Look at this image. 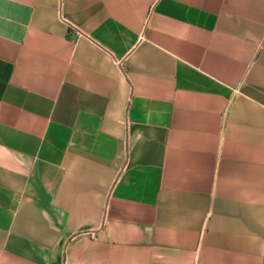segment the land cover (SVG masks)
I'll return each mask as SVG.
<instances>
[{"label":"crops","instance_id":"0c3cea01","mask_svg":"<svg viewBox=\"0 0 264 264\" xmlns=\"http://www.w3.org/2000/svg\"><path fill=\"white\" fill-rule=\"evenodd\" d=\"M0 264H264V0H0Z\"/></svg>","mask_w":264,"mask_h":264},{"label":"built area","instance_id":"2783aa9c","mask_svg":"<svg viewBox=\"0 0 264 264\" xmlns=\"http://www.w3.org/2000/svg\"><path fill=\"white\" fill-rule=\"evenodd\" d=\"M77 34L81 35V33H80V32H78Z\"/></svg>","mask_w":264,"mask_h":264}]
</instances>
